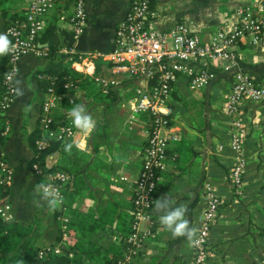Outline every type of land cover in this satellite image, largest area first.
I'll return each instance as SVG.
<instances>
[{"label": "crops", "instance_id": "1", "mask_svg": "<svg viewBox=\"0 0 264 264\" xmlns=\"http://www.w3.org/2000/svg\"><path fill=\"white\" fill-rule=\"evenodd\" d=\"M251 1L254 0H152V20L164 31L171 30L178 21H185L191 29L208 38L219 26H231L237 19L238 5ZM255 1L264 4V0ZM29 2L7 0L5 5L11 11L22 10L28 7ZM130 3L131 0H87V26L74 39L69 20L74 10L73 1L58 0L45 16L46 29L44 35L41 34V44L63 47L76 43L82 52L110 51L118 25ZM6 24L7 18L0 9V34H6ZM237 48L239 67L264 84V49L249 42L248 38L241 40ZM4 57H0V61ZM65 64L60 53L56 58L35 53L22 56L16 79L24 81L26 94L16 96L5 112L10 129L5 134L1 150L13 170L7 198L13 218L24 224L33 223L37 212L47 208L38 229L24 241L23 249L30 244L49 245L59 233L54 210H50L34 193L38 184L30 166L34 150L26 142L25 134L37 126L43 101L48 96L42 87L39 71L61 68ZM102 68L115 74L95 73V59L87 63L84 71L94 75L96 80L98 76L120 79L119 83L111 86L110 94L95 97L79 86H70L54 111L71 119L68 113L74 104H79L96 121L91 133L78 130L75 136V142L81 145L79 149L85 151L88 158L80 161L85 186L75 194L72 205L93 209L99 214L108 202H112L117 208V216L122 211L131 212V195L146 138L143 117L135 119L131 114L138 89L147 83L125 73L114 72L111 64ZM28 85L31 91L27 90ZM230 86L231 72H218L213 81L200 89L190 88L186 79L180 78L175 83L180 99L171 96V101L176 104L175 109L172 107L173 122L162 129V133L176 132L178 138L169 147L156 199L168 195L175 206L186 205V219L192 228H195L204 203L206 180L213 183L222 199L210 233L209 264H251L264 259V103H242L248 126L245 143L247 166L243 192L239 194L235 192L231 172L233 151L229 147L218 148V143L227 138L229 129V117L224 108ZM105 90L103 88L104 93ZM191 103L200 106L199 117L191 112ZM61 154L60 150L50 154L47 164L58 163ZM70 174L72 177L68 183L72 188L76 174ZM35 199L43 206L37 207ZM70 207L67 206L66 211ZM161 214L154 206L152 233L134 264H193L192 242L186 237L173 238L171 232L160 224ZM112 236L116 238L115 234Z\"/></svg>", "mask_w": 264, "mask_h": 264}, {"label": "built area", "instance_id": "2", "mask_svg": "<svg viewBox=\"0 0 264 264\" xmlns=\"http://www.w3.org/2000/svg\"><path fill=\"white\" fill-rule=\"evenodd\" d=\"M58 0H30L26 9V18L18 19L6 27L13 48L8 53L9 67L3 76L4 92L0 98V109L6 111L16 95L15 79L19 69V60L28 53L48 56L49 45H42L38 37L46 27L45 16ZM87 0H74V10L70 14V25L74 39L85 30L88 23L86 8ZM153 10L151 0H131L123 20L119 23L114 46L110 51H80L76 43L59 48L66 63L87 70V63L97 56L110 59L111 69L146 81V86L139 88L132 106L131 117L135 118L141 112L153 114L155 128L145 129L147 143L144 145L141 165L134 184L132 231L127 240L130 246L123 257L115 264H131L142 253L146 241L152 233L154 220L151 209L156 200L161 174L166 168L167 151L171 143L178 138L176 132L162 133L168 127L166 115L172 113L170 105L171 91L174 84L185 78L192 89H200L208 85L218 72H231L230 91L225 101V113L229 117L227 138L218 143V148L229 147L233 151L234 163L232 178L236 193L243 192L247 156L245 143L248 126L245 122L242 103L256 101L264 103V84L260 83L251 73L239 67L238 43L248 38L264 49V4L261 1H251L238 5L237 19L227 26H219L208 38L202 37L191 29L185 21H178L169 31L159 29L152 20ZM104 88L120 82L118 78L96 77ZM68 88L71 82H66ZM48 96L44 99L40 114V125L50 137L71 139L75 141L78 131L72 119H59L53 112L59 102L65 98V92L55 91L51 85L47 89ZM10 129L6 121L0 124V132L7 134ZM48 144L47 138L37 139L38 148ZM1 149V148H0ZM1 171L3 180L8 184L13 178V170L2 159ZM37 172L43 174V184L56 190L60 201L63 198V188L71 180L72 175L61 169L43 171L37 162L33 163ZM222 199L213 183L204 182V203L195 222L196 233L193 237V264H209L211 255L210 233L218 217ZM8 201L0 202V212L6 217H13ZM67 218H65L66 220ZM145 224V225H144ZM45 249L40 250L44 255ZM61 252L59 245L54 247ZM251 264H264V259Z\"/></svg>", "mask_w": 264, "mask_h": 264}, {"label": "trees", "instance_id": "3", "mask_svg": "<svg viewBox=\"0 0 264 264\" xmlns=\"http://www.w3.org/2000/svg\"><path fill=\"white\" fill-rule=\"evenodd\" d=\"M6 1L7 0H0V9L7 18L6 27L17 19L22 21L26 18L27 8L11 11L5 5ZM72 1L74 4V0ZM45 29L42 31V35H44ZM42 35L38 37L40 43L42 42ZM8 38L10 40L9 36ZM59 48V46L49 45L50 52L47 57H58ZM95 63V73L105 75L115 74L107 72L102 68L103 65L112 64L110 59L103 56H97L95 57ZM9 64V57L8 54H6L0 61V98H2L4 92L3 76L5 71L8 69ZM39 74H42L41 84L44 90H47L49 86L54 85L55 91L65 92L68 89L65 86V83L71 82L72 86H79L95 97H103L104 95L112 92V85L106 87V93H104V86L95 79L94 75L85 72L83 69L76 67L72 63H66L61 68L41 69ZM171 94L177 99H180V95H178L175 84ZM170 105L173 109L176 108V104L171 100ZM56 108L54 109L56 110ZM5 112L6 111L0 109V124H4L6 122ZM53 114L59 119L65 117L64 114L57 113L56 111H54ZM139 114L135 117V119H138L140 116L143 117L144 131L145 129L152 131L156 126V123L154 122L155 116L149 112H141ZM165 118H167L168 124L173 122L172 114L166 115ZM145 137L144 145L147 143V135ZM5 138L6 135L0 132V148L4 144ZM40 138L48 139V144L42 148H38L37 146V139ZM25 140L34 150V154L30 160V166L32 172L37 178L38 184L44 181V176L43 174L37 172L33 167L34 162H37L43 171L61 169L69 173H75L76 177L72 188L70 187L72 184L68 182L65 184L63 188V198L59 202L58 207L54 210L59 224V233L55 241L49 245L37 246L30 244L27 248L23 249L24 241L38 229L47 208L41 209L37 212L35 222L29 224H24L13 217L6 218L0 212V264L117 263L118 259L124 256L130 246V242L127 240V237L132 231V222L134 219V215L132 213V202L131 212L122 211L119 212L117 216V208L112 202H108L106 206L100 210L99 214H97L93 209L83 208L80 205H72L75 194L78 193L83 186H85L82 179V165L80 164V161L87 160L88 154L85 151L76 148L75 145L73 146L70 154L65 152L64 145L66 143H72L71 139H58L50 137L46 129L40 125V118L37 126L25 134ZM57 150L62 152L60 161L56 164L48 165V156ZM2 159L5 158L2 150L0 149V163ZM3 175L4 173H2L0 165V202L8 201L7 198L11 190L10 184L3 180ZM133 194L134 190L131 197ZM67 206H71L68 211H66ZM153 210L154 204L151 209L152 214ZM65 218L67 219L65 220ZM110 225H114V227L109 228ZM105 231L109 234H115L116 238L103 240V236H107ZM62 242L64 243L61 244ZM57 245L61 247V252H56L54 250V247ZM41 249H45V253L42 256L39 253ZM131 264H134V262Z\"/></svg>", "mask_w": 264, "mask_h": 264}, {"label": "clouds", "instance_id": "4", "mask_svg": "<svg viewBox=\"0 0 264 264\" xmlns=\"http://www.w3.org/2000/svg\"><path fill=\"white\" fill-rule=\"evenodd\" d=\"M13 45L9 40L7 34H0V57L8 54L12 51ZM27 90L31 91V86H27ZM15 95L18 97L25 96V85L22 79L15 80ZM72 119V123L76 129L84 133H91L96 127V121L93 120L91 115L85 112L82 105L74 104L68 113ZM75 144L76 148H81L79 143L75 141L72 143H66L64 145V151L71 153ZM34 193L39 200L45 202L50 210H55L60 202L59 194L56 190L49 186L39 183L35 186ZM38 199L34 200V204L37 207L43 206ZM155 210L163 213L159 216L160 224L169 232H171L173 238L186 237L191 243L195 236L196 229L190 227L189 220L186 219V213L188 211L186 205L175 206V202L168 195L158 198L154 202Z\"/></svg>", "mask_w": 264, "mask_h": 264}, {"label": "rangeland", "instance_id": "5", "mask_svg": "<svg viewBox=\"0 0 264 264\" xmlns=\"http://www.w3.org/2000/svg\"><path fill=\"white\" fill-rule=\"evenodd\" d=\"M260 46V45H259ZM126 93V92H125ZM191 109V112L192 113H195V115H197L198 117H199V114H200V106L198 105V104H196V103H191L190 104V106H189ZM143 127H144V125H143ZM106 234H107V237H105V235H104V237L105 238H103V240H106V239H113V236H112V234L110 233H107L106 232ZM109 235V236H108Z\"/></svg>", "mask_w": 264, "mask_h": 264}, {"label": "water", "instance_id": "6", "mask_svg": "<svg viewBox=\"0 0 264 264\" xmlns=\"http://www.w3.org/2000/svg\"><path fill=\"white\" fill-rule=\"evenodd\" d=\"M1 114V113H0Z\"/></svg>", "mask_w": 264, "mask_h": 264}]
</instances>
